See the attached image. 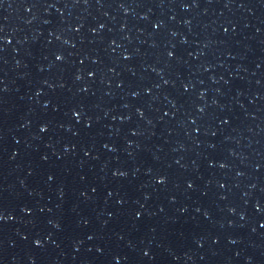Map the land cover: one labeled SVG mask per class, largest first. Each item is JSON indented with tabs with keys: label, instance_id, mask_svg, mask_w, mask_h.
<instances>
[{
	"label": "water",
	"instance_id": "obj_1",
	"mask_svg": "<svg viewBox=\"0 0 264 264\" xmlns=\"http://www.w3.org/2000/svg\"><path fill=\"white\" fill-rule=\"evenodd\" d=\"M0 264H264V0H0Z\"/></svg>",
	"mask_w": 264,
	"mask_h": 264
}]
</instances>
